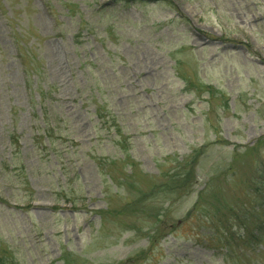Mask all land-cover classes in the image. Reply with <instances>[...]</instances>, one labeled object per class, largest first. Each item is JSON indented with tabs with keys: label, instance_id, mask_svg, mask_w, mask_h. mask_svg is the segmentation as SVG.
Returning a JSON list of instances; mask_svg holds the SVG:
<instances>
[{
	"label": "rangeland",
	"instance_id": "rangeland-1",
	"mask_svg": "<svg viewBox=\"0 0 264 264\" xmlns=\"http://www.w3.org/2000/svg\"><path fill=\"white\" fill-rule=\"evenodd\" d=\"M198 203L211 219L189 218ZM259 209L264 0H0V248L17 264H226L210 229L246 213L264 236ZM259 237L231 263L264 264Z\"/></svg>",
	"mask_w": 264,
	"mask_h": 264
},
{
	"label": "trees",
	"instance_id": "trees-1",
	"mask_svg": "<svg viewBox=\"0 0 264 264\" xmlns=\"http://www.w3.org/2000/svg\"><path fill=\"white\" fill-rule=\"evenodd\" d=\"M38 71V68L37 70ZM113 121H114V125H111L113 127H116L117 129L115 130V135H119L121 134V128L118 124H116L115 122V116L112 117ZM44 136H50L51 138H53L55 136V130L53 129H48L45 128V134ZM51 140V139H50ZM15 142H17V140H15ZM54 142V140H52V143ZM51 143V142H50ZM197 153V152H196ZM194 155H190L189 157H187L186 159H184L183 161H181L178 166L176 168H172L173 172H169L167 177L170 179L171 178H175V180H172L176 185L182 186V187H177L175 189H169L166 190L165 192L167 193H171L169 196H172L175 191L183 189V190H189L190 188H188L189 183L191 182V176H192V172H194V177H196V170H195V161L197 158V154ZM115 162L111 161V163L109 164L110 166H112ZM195 164V165H194ZM22 173L24 174V169H21ZM230 173L232 176L235 175L236 173V168L230 167ZM176 172V173H175ZM230 175V176H231ZM193 177V178H194ZM24 183L26 186V190L32 192V188H30V182H28L27 177L25 176L24 179ZM62 186V185H61ZM64 186V185H63ZM62 186V187H63ZM62 190H65L62 188ZM29 193V192H28ZM195 211H200L201 213H203L208 219H211V216L215 213V211H213L212 207H209L207 205H196L193 207L191 213H189V218L193 216V214L195 213ZM251 211V210H249ZM253 211V209H252ZM254 212H256V214L258 215V217H263L264 216V211L261 209L259 210H255ZM243 215V214H242ZM236 216V220H237V231H232V229L226 227V226H217L216 232L212 229H210V231H212V233H216L215 236L218 239V245H220V247H224L225 249H227V253L226 258H225V263L226 264H232V257H227V255H231V253L235 250L236 246H253V244L256 242V237L257 236H261L264 240V236L263 233L261 232L263 227L262 225H257L256 222H253L252 224L247 221L248 217L247 214L245 213L244 216ZM204 223H206L207 221H203ZM263 223H264V219H263ZM205 227V226H203ZM206 228V227H205ZM255 232H258V234L256 235ZM261 237H259V239H261ZM0 250L2 251V253H0V264H17L16 262V258L14 256V254L8 250L7 247H2L1 244V248ZM254 252V251H253ZM252 251L247 252V256L249 257V261H251V255L253 253ZM237 260V259H236ZM239 260V259H238ZM241 261V260H240ZM232 262V263H231ZM243 264H246L244 261H241Z\"/></svg>",
	"mask_w": 264,
	"mask_h": 264
}]
</instances>
